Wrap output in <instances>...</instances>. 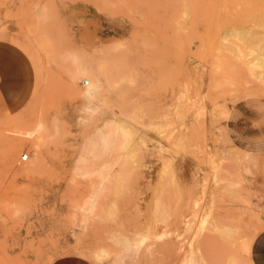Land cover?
Masks as SVG:
<instances>
[{
  "label": "rangeland",
  "instance_id": "obj_1",
  "mask_svg": "<svg viewBox=\"0 0 264 264\" xmlns=\"http://www.w3.org/2000/svg\"><path fill=\"white\" fill-rule=\"evenodd\" d=\"M260 2L0 0V50L20 64L11 70L12 93L0 94V264H54L70 255L87 264H116L121 247L110 235L154 226L147 217L165 159L182 165L185 183L180 202L171 195L179 212L169 219L170 236L155 243L152 255L144 247L138 260L125 263L186 264L195 252L206 264H253L251 243L264 224V82L243 63L256 52L239 56L229 49L239 39L230 36L222 45L221 38L261 10ZM69 55L94 69L106 64L92 110L82 95L88 76L74 81L77 66ZM232 58L243 61L241 68ZM116 117L131 120L148 139L136 155L141 167L122 193L114 184L106 191L116 215H96L85 226L79 207L97 178L80 174L77 165L85 154L88 164H99L86 150L97 128ZM183 120L191 136L187 151L176 147ZM24 152L29 158L21 161ZM119 154L124 151L111 153ZM197 197L202 217L184 233ZM165 226L155 223L158 231ZM223 227L231 235L219 232Z\"/></svg>",
  "mask_w": 264,
  "mask_h": 264
},
{
  "label": "bare ground",
  "instance_id": "obj_2",
  "mask_svg": "<svg viewBox=\"0 0 264 264\" xmlns=\"http://www.w3.org/2000/svg\"><path fill=\"white\" fill-rule=\"evenodd\" d=\"M260 1H261L260 3L263 4L262 9L261 10H255V11L253 10V12L249 16H246L243 19H241L239 21V24L233 25L227 31H225L224 35L221 38V39H223V42L221 44L226 45V43L228 42L227 40H229V37L233 36V37L239 39V41L237 43L234 42L232 44V46L229 47V49H231V51L235 50L239 54V56H244V55L246 56L248 50H249V52L255 51L256 53L250 52L252 56H249L247 58L244 57L243 61L245 60L246 62H243V61L242 62L247 63L246 68L248 66L247 69H249V71L252 72L256 76V78H254V80L258 78L260 81L264 82V0H260ZM253 2H252V4H254ZM246 4H247V2H246ZM249 4H250V2H249ZM40 17H42V18L46 17V14L42 13L40 15ZM231 42H232V40H231ZM231 42H229V43H231ZM222 45H221V47H222ZM221 47L218 48V51H219V49H221ZM223 49H221V50H223ZM69 56H71L72 61H74L75 65L77 66L76 73H75L76 75L72 74L74 76V81L76 79L75 78L76 76H78V77H80L82 75L88 76V78L84 79V83H85L86 87L82 91V93H83L82 95H83V98L88 102L86 107L92 110L94 108L91 106V103H93L97 99V97L99 96V94L101 92L102 83H103V79H104V71H105L104 68L106 67V64L104 63L105 67H103V63H102L101 67H100V65H98L99 67L97 66L94 69L85 60L81 59L80 57L73 56V55H69ZM236 56H238V55H236ZM236 56H235V58H236ZM227 58H230V57H227ZM237 59H239V58H237ZM237 59H235V60H237ZM240 59H242V57H240ZM227 60L229 61V59H226V61ZM233 60H234L233 58H232V61L230 60L233 64L238 63V62L234 63L235 61H233ZM238 61H240V60H238ZM242 62H239V65H240V63L242 64ZM225 64H226V62H225ZM239 65L237 64V66H239ZM227 66H229V65H227ZM234 67H235V65H234ZM239 67H236V68H239ZM247 69H246V72H247ZM241 70L242 69H240V72H238V73L242 72V75H243L244 72ZM249 75H250V73L248 74V76ZM243 76L246 77V75H243ZM86 80H87V83H86ZM109 80H110V77H109ZM250 81H252V78L249 80V82ZM260 81H258V83H262ZM115 82H117V81H115ZM105 83H107V82H105ZM108 83H111V82H108ZM253 83H254V81H253ZM255 83H256V81H255ZM243 84H245V83H243ZM195 103H196V101H195ZM212 115H214V112H212ZM212 117H214V116H212ZM134 121H136V119ZM186 126H187L186 121L183 120L181 123L182 137L179 136L180 138L177 140V142L174 139L175 140L174 142H176V147L181 149V150H186L187 144H188L187 138L191 137V136L185 135L187 130H184V128ZM165 128H166V125H164L162 127V129H164V130H165ZM97 132H98L97 138L92 141L93 146L89 147L86 151L92 152L93 155L99 159V164H97V165L88 164L89 158L85 154L79 158V164L77 165V169H78V172L80 174H82L84 176H96V178H97V183L94 186L93 192L88 196V198L85 201H83L84 203L82 205L80 203L79 208L82 210V221L85 224V226H86L87 222L92 217H94L96 215H98V216L100 215L99 217H105V218L116 215L115 209H116L117 205H116L115 201L107 203L106 199H105L106 198L105 193L108 189H111L112 184H114V191L115 192L121 191V193H122V189L124 188V183L132 175L133 170H138L141 167L140 164H135L136 155L138 153V150L141 148V146L146 145L147 140H148L146 138V136L143 134V129L141 127L132 123L131 120L123 118V117H119L117 119H113V118L107 119L103 125H101L100 127L97 128ZM115 150H118V151L122 150V151H124V154L123 155L119 154V155L113 157L111 155V153ZM177 152H179V151H177ZM33 166H35V165H33ZM33 166H32V168H34ZM181 166L182 165H179L178 168H175L174 164H172L171 159H165L164 165L161 168V175H160L161 178L159 179L160 182L154 187V191H153L154 192V203H153V208H152V214L149 215L150 217H147V218H148V221L150 220L151 222H155V223L163 222V223H165L166 226L163 228L162 231H158L155 229V223L153 226L152 223L148 222L147 228H145V229L142 228V230H138V229L135 231L133 230L131 235H129L127 233H126V235L125 234H119L118 232H116L118 230H115V232L112 233V235H110L111 236L110 238H112V240L115 242V244L119 245L118 246L119 248L121 247L119 252L115 255L114 262L116 264H127V263H125L126 260H132V259H133V261L138 260L140 255H142L144 252L142 250V248H144V247H145L144 250L147 251L150 255H152L155 251V243H158L160 240H163L165 238V236L170 234V233H167V231H168L167 227H168L169 219H171L173 217V215L176 216V213L179 212L178 201L179 200L181 201V199L184 196V184L185 183H183L184 180L182 181L181 176H180V172L182 169ZM116 167H118V168H116ZM29 168L31 169V167H29ZM29 168H27V169H29ZM224 168H226V167H224ZM219 174L220 173L218 172V170H216V173L214 175H215V178L217 181H218ZM225 174H226V172H225ZM212 179H214V177H212ZM212 182H213V180H212ZM218 182L216 185H218ZM221 182H223V181H221ZM220 184H223V183H220ZM171 185H173V186H171ZM226 186H229L228 187L229 189H233V190L235 189V185L231 182L230 183L228 182V185H225V182H224L223 187H225L227 189ZM172 193H175V196L177 197L178 201H176V203H173V198L171 197ZM202 208H203L202 198L197 197L195 202L193 203V205L191 207V210H193V213L191 215V220H189L188 224L185 226L186 229H185L184 233H186V232L188 233V231L192 232V230L194 229V227H192V226L195 225V222L197 220L198 221L200 220L199 219V217H200L199 211ZM202 223L208 224L207 218H204ZM202 223H201V225H202ZM204 226H206V225H203L201 227L203 228ZM223 228L224 229H220L219 232H221L222 234L231 235V232H230L231 229H229L230 230L229 231V230L225 229V227H223ZM110 234H111V232H110ZM144 245H146V246H144ZM179 250H181V249L179 248ZM179 250H178V252H179ZM229 262H228L229 264H235L234 261H229ZM203 263L206 264V262L204 260H202V256L199 255L198 253H195V252H191L190 256L187 257V261H186V264H203Z\"/></svg>",
  "mask_w": 264,
  "mask_h": 264
},
{
  "label": "crops",
  "instance_id": "obj_3",
  "mask_svg": "<svg viewBox=\"0 0 264 264\" xmlns=\"http://www.w3.org/2000/svg\"><path fill=\"white\" fill-rule=\"evenodd\" d=\"M19 61L14 54L3 52L0 50V71L3 74L4 83L0 86V94H9L8 81L15 78L11 70L19 68ZM8 90V91H7ZM12 93V92H10ZM250 258L253 264H264V224L259 228L255 234L251 247ZM54 264H87L84 260L76 256H65L56 261Z\"/></svg>",
  "mask_w": 264,
  "mask_h": 264
},
{
  "label": "built area",
  "instance_id": "obj_4",
  "mask_svg": "<svg viewBox=\"0 0 264 264\" xmlns=\"http://www.w3.org/2000/svg\"><path fill=\"white\" fill-rule=\"evenodd\" d=\"M87 83V80H86ZM29 158V153L28 152H24L23 154H21L20 160L21 161H25Z\"/></svg>",
  "mask_w": 264,
  "mask_h": 264
}]
</instances>
